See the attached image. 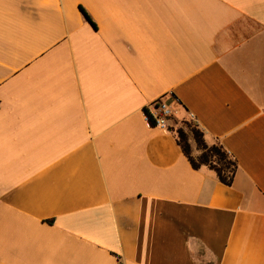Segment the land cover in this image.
Instances as JSON below:
<instances>
[{
  "label": "crops",
  "instance_id": "crops-1",
  "mask_svg": "<svg viewBox=\"0 0 264 264\" xmlns=\"http://www.w3.org/2000/svg\"><path fill=\"white\" fill-rule=\"evenodd\" d=\"M0 264H264V0H0Z\"/></svg>",
  "mask_w": 264,
  "mask_h": 264
},
{
  "label": "trees",
  "instance_id": "trees-1",
  "mask_svg": "<svg viewBox=\"0 0 264 264\" xmlns=\"http://www.w3.org/2000/svg\"><path fill=\"white\" fill-rule=\"evenodd\" d=\"M81 9L85 17L93 23L85 9ZM187 129L191 132V135ZM170 131L175 135L179 146L194 169L208 168L216 174L220 182L227 186H233L239 166L237 160L228 153L223 144L220 142L209 144L206 141L205 134L192 120H183L181 123H176L170 127ZM191 138L194 142L191 141ZM196 147L201 152L197 157L194 155Z\"/></svg>",
  "mask_w": 264,
  "mask_h": 264
},
{
  "label": "built area",
  "instance_id": "built-area-1",
  "mask_svg": "<svg viewBox=\"0 0 264 264\" xmlns=\"http://www.w3.org/2000/svg\"><path fill=\"white\" fill-rule=\"evenodd\" d=\"M178 106H181V102L176 96L170 95L169 99L166 96L161 97L145 110V119L149 126L168 131L170 130V122L174 119ZM190 116L192 120L196 121L193 114Z\"/></svg>",
  "mask_w": 264,
  "mask_h": 264
},
{
  "label": "rangeland",
  "instance_id": "rangeland-1",
  "mask_svg": "<svg viewBox=\"0 0 264 264\" xmlns=\"http://www.w3.org/2000/svg\"><path fill=\"white\" fill-rule=\"evenodd\" d=\"M187 131H188V133L191 135V132L187 129ZM192 137V136H191ZM201 154V152L197 149V147L195 148V150H194V155H195V157H197L198 155H200Z\"/></svg>",
  "mask_w": 264,
  "mask_h": 264
}]
</instances>
